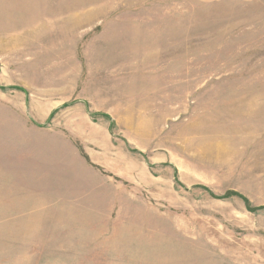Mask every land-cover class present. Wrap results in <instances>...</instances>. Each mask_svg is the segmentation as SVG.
<instances>
[{
	"label": "rangeland",
	"instance_id": "374dc122",
	"mask_svg": "<svg viewBox=\"0 0 264 264\" xmlns=\"http://www.w3.org/2000/svg\"><path fill=\"white\" fill-rule=\"evenodd\" d=\"M0 264H264V0H0Z\"/></svg>",
	"mask_w": 264,
	"mask_h": 264
}]
</instances>
